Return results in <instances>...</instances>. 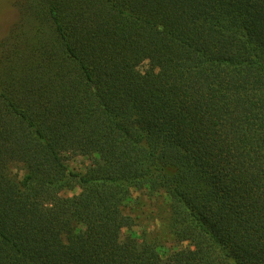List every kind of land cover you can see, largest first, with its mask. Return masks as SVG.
<instances>
[{
    "label": "trees",
    "instance_id": "16d2710c",
    "mask_svg": "<svg viewBox=\"0 0 264 264\" xmlns=\"http://www.w3.org/2000/svg\"><path fill=\"white\" fill-rule=\"evenodd\" d=\"M15 6L0 264H264V0Z\"/></svg>",
    "mask_w": 264,
    "mask_h": 264
},
{
    "label": "rangeland",
    "instance_id": "374dc122",
    "mask_svg": "<svg viewBox=\"0 0 264 264\" xmlns=\"http://www.w3.org/2000/svg\"><path fill=\"white\" fill-rule=\"evenodd\" d=\"M19 14L17 7L15 6V0H0V42L8 35L11 27L18 20ZM89 161L82 156H72L67 160L68 168L72 171H83L84 167L88 165ZM12 173L21 177L23 170L20 166H13L11 168ZM79 188L73 191L66 192L65 194L70 195L78 193ZM142 211L140 222L141 225L137 226L136 229L153 230L160 226V221L157 217L165 215L166 199L163 197L157 199H150V196H142ZM154 233V232H153Z\"/></svg>",
    "mask_w": 264,
    "mask_h": 264
}]
</instances>
